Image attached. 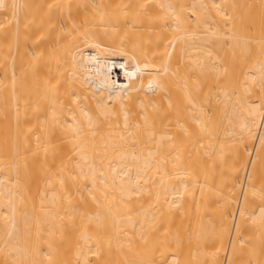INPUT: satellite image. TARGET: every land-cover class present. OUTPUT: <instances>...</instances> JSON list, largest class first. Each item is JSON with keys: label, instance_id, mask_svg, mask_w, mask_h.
I'll return each mask as SVG.
<instances>
[{"label": "bare ground", "instance_id": "obj_1", "mask_svg": "<svg viewBox=\"0 0 264 264\" xmlns=\"http://www.w3.org/2000/svg\"><path fill=\"white\" fill-rule=\"evenodd\" d=\"M0 264H264V0H0Z\"/></svg>", "mask_w": 264, "mask_h": 264}]
</instances>
